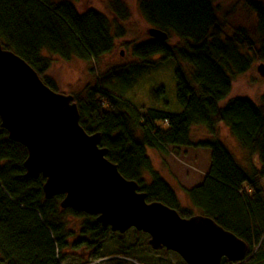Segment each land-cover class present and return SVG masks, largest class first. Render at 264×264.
Returning <instances> with one entry per match:
<instances>
[{
	"label": "trees",
	"instance_id": "16d2710c",
	"mask_svg": "<svg viewBox=\"0 0 264 264\" xmlns=\"http://www.w3.org/2000/svg\"><path fill=\"white\" fill-rule=\"evenodd\" d=\"M79 1L0 0L3 47L22 56L54 89L56 82L46 73L55 56L96 61L113 52L117 40L127 35L120 21L128 20L130 10L123 0L109 4L116 19L98 8L81 10ZM244 1L257 14L259 47L244 27L232 35L224 32L214 0H138L144 20L168 31V40L150 37L134 42V61L109 70L99 82L73 95L81 125L89 133L101 132L100 146L108 149V158L124 177L136 180L148 201L164 202L184 217L193 213L181 206L178 193L155 168L147 149L210 150L203 180L187 189L190 201L249 244L248 259L240 264H264V93L257 101L232 94L234 74L264 60V2ZM172 37L178 42L171 44ZM154 56L177 63L181 112L148 105L137 108L119 94L121 78L131 83L123 90L127 92L159 63ZM164 91L151 89L150 94L158 102ZM1 123L0 117V264H62L72 248L89 252L94 259L107 258L103 246L115 232L98 222L96 215L62 208L63 193L46 198V178L25 177L27 148L11 140ZM220 124L257 156L259 167L249 171L219 137L208 138L218 136ZM196 125L206 126L209 136L194 140ZM221 264L233 263L223 258Z\"/></svg>",
	"mask_w": 264,
	"mask_h": 264
},
{
	"label": "water",
	"instance_id": "95a60500",
	"mask_svg": "<svg viewBox=\"0 0 264 264\" xmlns=\"http://www.w3.org/2000/svg\"><path fill=\"white\" fill-rule=\"evenodd\" d=\"M155 39L169 32L151 26ZM0 40V117L9 138L28 150L26 176L46 178V198L64 194L62 208L96 215L121 234L131 228L149 234L154 249L177 252L186 264H233L248 259L249 244L212 216L184 217L161 201H148L136 180L128 179L100 146L101 132L80 123L73 94L56 91L22 56ZM264 76V63L258 66Z\"/></svg>",
	"mask_w": 264,
	"mask_h": 264
},
{
	"label": "rangeland",
	"instance_id": "374dc122",
	"mask_svg": "<svg viewBox=\"0 0 264 264\" xmlns=\"http://www.w3.org/2000/svg\"><path fill=\"white\" fill-rule=\"evenodd\" d=\"M138 0H123V3L129 7L130 17L128 20L120 21L123 28L127 31V35L118 39L117 46L113 52H108L96 61H83L78 58L64 60L55 56L51 68L46 73L48 77L56 82V91L75 94L79 93L85 86L99 82V78L106 74L109 70H113L117 66L129 65L133 60L132 45L134 42H142L150 39L149 29L151 27L142 17L138 5ZM264 2V0H261ZM111 0H80L79 8L86 10L89 8H98L107 12L111 19H116L111 11L109 4ZM217 8L220 24L223 25L224 32L232 35L236 29L240 27L246 28L249 36L258 40V18L254 10L246 5L244 0H214ZM177 37L169 39L171 44L178 42ZM128 44V45H127ZM159 57V56H158ZM152 70L146 75L136 79L134 84L127 92H123L131 83L127 80L120 81L119 94L123 95L131 104L137 108L142 105L167 110L171 112H181L183 107L177 100V87L175 70L177 63L175 60L166 59L159 60ZM264 63V60H257L253 66L245 73L234 74L232 94H244L250 96L255 101L264 93V76L259 72L258 66ZM185 63H183L184 65ZM164 88V94L157 102L150 94L151 89L159 90ZM207 127L204 125H196L193 127L192 135L194 140L207 137ZM219 137L233 152L238 162L249 171H253L254 167H259L256 155L249 154L240 146L238 140L235 141L229 128L219 125L218 136H210L208 138ZM148 155L157 170L171 183L178 197L181 206L190 210L194 214H202L200 209L195 208L188 196L187 189L199 184L203 180V176L207 173L210 164V150L205 148L191 147H170L169 152H160L154 148H148ZM264 184V180L262 181ZM150 239L149 234L131 228L127 232L121 234L113 233L107 243L103 246V256L105 259H94L89 256V252L78 249H68L69 254L62 260V264H184L181 256L175 252L165 248L154 249L150 243H146ZM137 244V249L123 250V246ZM85 250V249H84ZM117 250V252H115ZM81 252H84V256ZM127 252V254L125 253ZM117 253V255H114ZM89 256V257H88ZM88 259V260H87Z\"/></svg>",
	"mask_w": 264,
	"mask_h": 264
},
{
	"label": "bare ground",
	"instance_id": "6f19581e",
	"mask_svg": "<svg viewBox=\"0 0 264 264\" xmlns=\"http://www.w3.org/2000/svg\"><path fill=\"white\" fill-rule=\"evenodd\" d=\"M145 70H147L146 68H145ZM143 76V75H142ZM141 78V77H140ZM234 79V78H233ZM239 96H246L247 98L248 97H250V96H247V95H244V94H240ZM251 98V97H250ZM251 99H253V98H251ZM28 151V150H27ZM26 159H27V157H26ZM26 159L24 160V162H23V166H24V163H25V161H26ZM25 177H27L26 176V173H25ZM28 178V177H27ZM43 191H44V189H43Z\"/></svg>",
	"mask_w": 264,
	"mask_h": 264
},
{
	"label": "crops",
	"instance_id": "0c3cea01",
	"mask_svg": "<svg viewBox=\"0 0 264 264\" xmlns=\"http://www.w3.org/2000/svg\"><path fill=\"white\" fill-rule=\"evenodd\" d=\"M235 139V141H237V139L236 138H234ZM239 143V142H238Z\"/></svg>",
	"mask_w": 264,
	"mask_h": 264
}]
</instances>
